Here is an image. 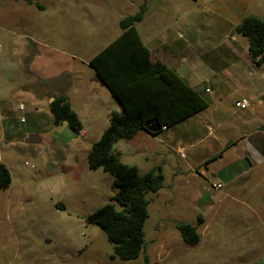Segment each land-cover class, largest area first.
I'll return each mask as SVG.
<instances>
[{"label":"rangeland","instance_id":"374dc122","mask_svg":"<svg viewBox=\"0 0 264 264\" xmlns=\"http://www.w3.org/2000/svg\"><path fill=\"white\" fill-rule=\"evenodd\" d=\"M143 1L0 0V72L8 68L18 72L21 64L40 68L55 66L57 62L59 66L60 61L64 69L71 66L78 71L75 76L67 73L47 81L18 72L11 84L23 85V95L17 86L12 90L11 85V91L6 90L10 75L3 74L0 99L11 102L4 109V120L23 126L29 120L28 114L13 111L12 103L31 99L46 102L43 96L57 86L74 83L75 88L79 84L80 89L105 91L100 94V102L91 106L87 117L79 113L86 133L49 121L40 122L42 133H1L0 128V162L11 177L9 187L0 191V264H145L144 257H148V264H218L225 257L221 254L237 262L254 245L255 251H264V202L258 200L264 186L253 187L245 201L254 210L252 213L236 197L220 195L231 187L216 192L214 177L204 178L200 169H196L200 177L192 175L179 154L144 138L135 142L121 139L114 145L120 161L136 166L140 175L156 168H161L163 175L162 188L146 195L148 217L139 257L130 261L112 258L113 246L104 232L86 223L88 215L105 204L119 208L113 199L117 193L114 177L102 169L90 170L87 165V153L103 132L105 108L118 109L116 100L107 98L105 88H97L90 82L94 71L88 62L120 35L119 21L136 13ZM190 1L151 0L148 16L146 12L143 21L136 24L141 38L146 40L148 30L152 29L146 16L150 22L157 21L161 13L153 7L164 10L160 24L164 27L174 22L177 11L183 17ZM160 32L158 29L153 36ZM158 39L164 44L161 37ZM38 42L65 55L56 54L58 60H53L51 53L46 54L40 48L39 57L31 51L35 47L32 43ZM4 45L9 46L8 52L3 50ZM168 51L173 66L186 58L184 65L197 67L202 80L218 72L209 70L206 57L194 58L170 48ZM76 109L79 110L78 105ZM30 135H36L40 142L26 144ZM182 222L196 226L200 237L196 246L182 243L176 229Z\"/></svg>","mask_w":264,"mask_h":264},{"label":"crops","instance_id":"0c3cea01","mask_svg":"<svg viewBox=\"0 0 264 264\" xmlns=\"http://www.w3.org/2000/svg\"><path fill=\"white\" fill-rule=\"evenodd\" d=\"M190 2L186 4L183 17L177 11L172 24L160 27L163 23L161 17L164 15V10L157 6L153 7L161 13L157 21L150 22V17L147 16L152 3L151 0L143 1L147 5V25L149 28L152 26V29L148 31L152 32L151 36L148 32L149 36L146 40H143L141 36L140 38L149 50L151 60L160 61L173 68L193 90L206 100L208 106L186 121L163 130L156 136L139 132L129 141L135 142L144 138L148 143L155 141L163 144L174 154H179L178 151H181L183 164L189 172L192 171V175L200 177L202 173L204 178L214 177L217 180L216 184H221V188L216 189V192H220L219 190L224 187H231L232 189L221 191L220 195L223 198L236 197L253 213L254 210L245 201L253 187L264 186V64L256 66L253 63L248 53V41L235 32V27L246 16L264 18V0H191ZM158 29L161 32L158 36H153ZM158 37H161L164 44ZM32 44L35 47L31 51L38 56L40 48L46 54L51 53L54 56L51 58L53 60H58L56 54L65 55L48 45L39 42ZM169 48L178 50L179 54L184 52L188 56L192 55L194 58L206 57L209 70L222 71L202 80V72L197 67L184 65L186 58L180 61L181 64L177 63L173 66ZM3 50L8 52L10 48L4 45ZM218 66L220 69L217 68ZM181 69L185 71L184 74H180ZM6 70L0 72V77L3 74L10 75L7 78L10 83L7 88L4 87L9 91H11L12 77L18 72L20 75L26 72L29 77L37 76L41 81L57 79L67 73L74 76L78 73L71 66L64 69L62 61L59 66L57 62L55 66L50 64L40 68H36L33 64L25 66L21 64L18 72L15 68ZM90 82L96 84L97 88H105L108 92L107 98L110 100L113 98L109 90L96 80L95 74ZM16 86L17 91L23 95V85L13 84L12 90ZM91 88L80 89L79 84L75 88L74 83H71L48 91L43 96L46 102L31 99L30 102L12 103L13 111H17L19 105H23L22 111L28 114L29 120L25 121L26 123L21 127L4 120L6 118L2 115L5 112L4 109L10 106L8 103L10 101L0 99L1 133H42L44 130L41 129L40 122L49 121L53 124L49 103L61 93L67 96L71 108L78 117L81 112L84 117H87L91 106L98 104L101 100L100 94L105 92L102 89L91 91ZM79 94L81 97L77 98ZM242 98H248L250 101L247 109H239L235 106L236 101ZM76 105L79 110L76 109ZM117 108L110 110L105 108L107 117L103 131L109 124L111 112L121 110L118 103ZM62 124L68 126L65 122ZM81 132L86 133L83 123ZM206 161H209L208 164L202 167ZM196 169H200V173ZM207 199H210V194H207ZM258 200L264 202V192L259 195ZM250 234L249 231L248 235ZM255 249L254 245L250 251L240 255L242 259L238 258L237 262L221 254L225 257L218 264H232V262L233 264H264V251L260 249L255 251Z\"/></svg>","mask_w":264,"mask_h":264},{"label":"trees","instance_id":"16d2710c","mask_svg":"<svg viewBox=\"0 0 264 264\" xmlns=\"http://www.w3.org/2000/svg\"><path fill=\"white\" fill-rule=\"evenodd\" d=\"M30 3L31 0H25ZM146 3L138 11L119 21L121 33L88 62L95 77L111 93L121 110L110 114L109 124L87 153L90 170L102 169L114 177L117 193L112 204H105L88 215L86 223L98 226L113 246L112 258L135 260L144 248V223L148 217L146 195L162 188L161 168L142 175L134 165L120 161L114 145L121 139L131 140L137 133L151 136L186 121L207 108L208 104L188 82L171 67L160 61H152L150 52L141 41L136 24L143 21ZM235 32L248 41V53L256 66L264 64V18L243 17ZM53 125L66 123L75 132L82 129L80 118L71 108L63 93L49 103ZM158 122L161 130L150 134L145 125ZM206 161L203 166H206ZM11 182L7 167L0 162V191ZM182 243L196 246L200 237L196 226L182 222L176 225ZM148 264V257H144Z\"/></svg>","mask_w":264,"mask_h":264},{"label":"water","instance_id":"95a60500","mask_svg":"<svg viewBox=\"0 0 264 264\" xmlns=\"http://www.w3.org/2000/svg\"><path fill=\"white\" fill-rule=\"evenodd\" d=\"M97 80V79H96ZM99 81V80H98ZM100 82V81H99ZM53 99H51L52 101ZM50 101V102H51ZM145 129L147 130V132H149L150 134H154V133H158L161 130L160 125L158 124V122L156 121H152L150 123H147L145 125ZM40 142V139L36 136V135H30L25 139V143L26 144H37ZM207 198V195H206Z\"/></svg>","mask_w":264,"mask_h":264},{"label":"built area","instance_id":"2783aa9c","mask_svg":"<svg viewBox=\"0 0 264 264\" xmlns=\"http://www.w3.org/2000/svg\"><path fill=\"white\" fill-rule=\"evenodd\" d=\"M235 106L239 109H247L250 106V101L248 98H242L236 101ZM24 109L23 105H19L18 110L22 111ZM180 156H183L181 151H178ZM215 189L221 188V184H216L213 186Z\"/></svg>","mask_w":264,"mask_h":264}]
</instances>
